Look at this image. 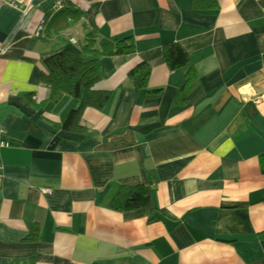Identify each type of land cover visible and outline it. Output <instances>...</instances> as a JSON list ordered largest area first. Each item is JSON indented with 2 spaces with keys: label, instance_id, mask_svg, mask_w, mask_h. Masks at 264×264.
Wrapping results in <instances>:
<instances>
[{
  "label": "crops",
  "instance_id": "1",
  "mask_svg": "<svg viewBox=\"0 0 264 264\" xmlns=\"http://www.w3.org/2000/svg\"><path fill=\"white\" fill-rule=\"evenodd\" d=\"M193 1L31 0L23 14L0 0V264H264V0ZM63 4L83 16L45 29ZM89 20L135 50L99 55L93 88L110 96L67 129L79 100L49 99L42 58L80 47ZM170 41L197 74L185 104L174 96L186 68L161 52ZM139 62L158 95L133 85ZM137 185L145 205L109 206Z\"/></svg>",
  "mask_w": 264,
  "mask_h": 264
},
{
  "label": "trees",
  "instance_id": "2",
  "mask_svg": "<svg viewBox=\"0 0 264 264\" xmlns=\"http://www.w3.org/2000/svg\"><path fill=\"white\" fill-rule=\"evenodd\" d=\"M195 9L205 10L217 6V0H194ZM83 13L71 5L60 6L44 18L45 29L54 33L67 28L77 22ZM84 43L76 48L64 46L42 58L43 69L39 80L49 90V99L57 100L62 95H69L79 100V103L69 109L62 125L64 128H74L78 125L83 110L86 107L101 109L110 96V91L93 88L95 82L103 77L99 64V55H116L132 53L134 43L130 36L116 40L98 39L97 25L94 20L82 22ZM43 28V30H45ZM98 44V45H97ZM163 60L169 70L180 67L186 68L184 78L178 85L174 103L185 104L187 96L197 81V74L192 59L186 50L177 42L170 41L162 45ZM149 66L139 62L129 70V76L136 88L144 89L148 95H158L160 88H148ZM264 160V156L261 158ZM144 186H121L117 189L109 206L112 209L123 211L141 207L146 203ZM33 234V233H31ZM28 235L27 239H34ZM21 260H15L18 262Z\"/></svg>",
  "mask_w": 264,
  "mask_h": 264
},
{
  "label": "built area",
  "instance_id": "3",
  "mask_svg": "<svg viewBox=\"0 0 264 264\" xmlns=\"http://www.w3.org/2000/svg\"><path fill=\"white\" fill-rule=\"evenodd\" d=\"M1 1L10 3L13 6H17V7L19 6V7H21L22 8L21 11H22L23 14H25L28 10H30L32 8L31 0H1ZM57 6H58V4H57ZM42 29H43V21L41 20V22L37 26L36 34L39 31H41ZM69 40H70L71 43H76L77 42V39L74 38V37H71ZM2 49L3 48H0V51ZM262 95H264V93ZM45 190H47V189H45Z\"/></svg>",
  "mask_w": 264,
  "mask_h": 264
},
{
  "label": "rangeland",
  "instance_id": "4",
  "mask_svg": "<svg viewBox=\"0 0 264 264\" xmlns=\"http://www.w3.org/2000/svg\"><path fill=\"white\" fill-rule=\"evenodd\" d=\"M74 33H75V35H76L77 37L80 38V40H83L82 29H81V31L74 32ZM76 45H79V42H78L77 44H75L74 47H76Z\"/></svg>",
  "mask_w": 264,
  "mask_h": 264
}]
</instances>
